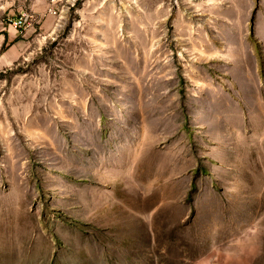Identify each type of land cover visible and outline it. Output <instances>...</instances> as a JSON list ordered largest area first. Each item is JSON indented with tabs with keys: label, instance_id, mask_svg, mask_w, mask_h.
<instances>
[{
	"label": "rangeland",
	"instance_id": "374dc122",
	"mask_svg": "<svg viewBox=\"0 0 264 264\" xmlns=\"http://www.w3.org/2000/svg\"><path fill=\"white\" fill-rule=\"evenodd\" d=\"M50 6L0 0V264H264V0Z\"/></svg>",
	"mask_w": 264,
	"mask_h": 264
},
{
	"label": "built area",
	"instance_id": "2783aa9c",
	"mask_svg": "<svg viewBox=\"0 0 264 264\" xmlns=\"http://www.w3.org/2000/svg\"><path fill=\"white\" fill-rule=\"evenodd\" d=\"M65 2H66V0H51V6L49 8V13L53 14L55 16L61 17L62 14L65 13V11H64ZM25 17H27V16H25ZM27 18H21V20L15 24V27L23 28V26L27 22Z\"/></svg>",
	"mask_w": 264,
	"mask_h": 264
},
{
	"label": "crops",
	"instance_id": "0c3cea01",
	"mask_svg": "<svg viewBox=\"0 0 264 264\" xmlns=\"http://www.w3.org/2000/svg\"><path fill=\"white\" fill-rule=\"evenodd\" d=\"M8 34H9V36H10V40H9V43L13 40V41H16L17 39L16 38H14V39H12L13 38V35H12V31H8ZM2 37H4V39L2 40V42L3 43H5V41H6V36L5 35H2ZM12 49V48H11Z\"/></svg>",
	"mask_w": 264,
	"mask_h": 264
},
{
	"label": "trees",
	"instance_id": "16d2710c",
	"mask_svg": "<svg viewBox=\"0 0 264 264\" xmlns=\"http://www.w3.org/2000/svg\"><path fill=\"white\" fill-rule=\"evenodd\" d=\"M7 43L8 42H6V44L3 46V50H2L3 52H4V49L7 47Z\"/></svg>",
	"mask_w": 264,
	"mask_h": 264
},
{
	"label": "bare ground",
	"instance_id": "6f19581e",
	"mask_svg": "<svg viewBox=\"0 0 264 264\" xmlns=\"http://www.w3.org/2000/svg\"><path fill=\"white\" fill-rule=\"evenodd\" d=\"M67 1V0H66Z\"/></svg>",
	"mask_w": 264,
	"mask_h": 264
}]
</instances>
